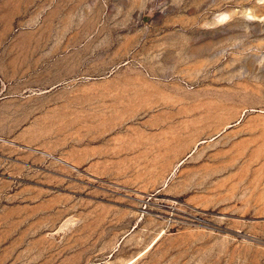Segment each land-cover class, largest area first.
Masks as SVG:
<instances>
[{
	"label": "rangeland",
	"instance_id": "374dc122",
	"mask_svg": "<svg viewBox=\"0 0 264 264\" xmlns=\"http://www.w3.org/2000/svg\"><path fill=\"white\" fill-rule=\"evenodd\" d=\"M126 262L264 264V0H0V264Z\"/></svg>",
	"mask_w": 264,
	"mask_h": 264
},
{
	"label": "crops",
	"instance_id": "0c3cea01",
	"mask_svg": "<svg viewBox=\"0 0 264 264\" xmlns=\"http://www.w3.org/2000/svg\"><path fill=\"white\" fill-rule=\"evenodd\" d=\"M160 235H161V232H157L151 241L157 239ZM126 264H128V262H126Z\"/></svg>",
	"mask_w": 264,
	"mask_h": 264
}]
</instances>
